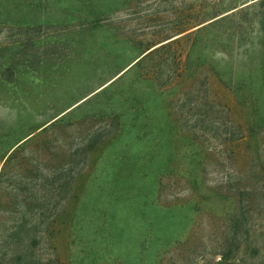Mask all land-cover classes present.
<instances>
[{"label":"rangeland","instance_id":"1","mask_svg":"<svg viewBox=\"0 0 264 264\" xmlns=\"http://www.w3.org/2000/svg\"><path fill=\"white\" fill-rule=\"evenodd\" d=\"M12 153L48 264H264V0H0Z\"/></svg>","mask_w":264,"mask_h":264},{"label":"trees","instance_id":"2","mask_svg":"<svg viewBox=\"0 0 264 264\" xmlns=\"http://www.w3.org/2000/svg\"><path fill=\"white\" fill-rule=\"evenodd\" d=\"M4 1L8 3L10 0ZM20 147L18 145L14 150ZM15 153L10 154L0 168V197L3 201L0 220L8 223L4 230L6 242L0 240V252H6L13 264H48V240L57 232L55 202L60 197L55 178L53 174L40 175L15 188L18 176H11L6 170Z\"/></svg>","mask_w":264,"mask_h":264}]
</instances>
